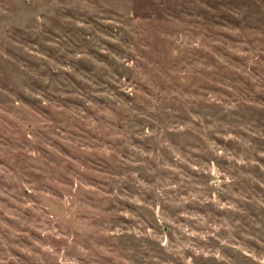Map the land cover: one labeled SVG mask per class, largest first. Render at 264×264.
I'll use <instances>...</instances> for the list:
<instances>
[{"label": "rangeland", "instance_id": "rangeland-1", "mask_svg": "<svg viewBox=\"0 0 264 264\" xmlns=\"http://www.w3.org/2000/svg\"><path fill=\"white\" fill-rule=\"evenodd\" d=\"M3 2L0 0V4ZM205 2L208 7L200 10L202 15L208 16L211 10L216 17L230 19L234 7L255 10L264 0ZM173 3L179 8L187 4V0H173ZM137 4L138 12L151 13L157 7L154 0H137ZM261 7L264 9V5ZM6 10L9 18L26 20L27 0H7ZM147 19V16H137L141 24L147 23ZM224 24L222 20L220 25L210 23L204 26L224 33L215 37L216 47L227 55L217 52L219 60L216 57L213 60L219 67L210 74L201 73L200 84L184 92L186 97L195 98V111L190 105L175 102H170L168 108L177 125L188 123L192 115H198L212 129L206 138L190 134L198 142L192 153L193 162L202 170L193 171L188 167L187 171L189 179L204 189L201 194L203 202L185 204L182 198L188 193L182 192L176 199L161 197L159 209L153 211L155 194L145 201L151 207L145 208H137L116 197H78L71 191L72 173L63 163L69 155L66 149L70 147L63 135H71V132L65 128L64 118H57L59 124L49 118L47 113L52 112V107L45 111L33 107L32 102L44 107L38 97L47 89L37 86L30 90L31 95L29 90L24 91V117L0 123V251L4 246L12 245L9 252L20 258V264H187L188 258L192 264H259V259H264V84L258 86L256 82L257 77L264 81V65L249 64L248 59L239 56L237 42L228 39ZM74 40L80 42L76 37ZM102 43L111 51L116 50L110 42ZM257 43L264 45V41ZM118 47L124 50L128 46L121 44ZM87 55L91 60L80 65L86 72H91L87 65H92L96 59L105 63L112 60L110 55L100 53L94 46L88 48ZM156 55L163 57L164 53H153ZM180 55L188 57L189 53L181 52ZM188 62V59H179L177 67L167 68V76L161 73V78L167 82L177 70L183 71ZM148 63L151 65L150 61ZM82 85L84 80H79L73 87L82 93L94 86L108 95L97 94L93 99L83 96L81 99L76 92L55 93L60 99L53 100L52 104H64L75 98L76 103L67 104L69 112L74 111L77 116L87 113L90 120L101 114L111 116L117 121L114 127L120 129L125 125L124 117L129 109L140 113L136 120L144 118L148 107L161 111L159 103L145 106L140 98L128 99L119 82L99 70L93 75V85ZM165 92L173 94L177 89H160L161 95ZM210 98H216L218 102H206ZM236 100L240 101L237 107L226 110L228 101ZM117 112L121 115L117 116ZM10 116L14 114L10 113ZM181 116L187 120L180 119ZM80 123L83 124V120ZM45 125L55 127L49 131ZM69 128L74 131L71 121ZM229 133L238 139H226ZM30 135L32 139H29ZM90 139L95 142L97 137L93 134ZM176 139L179 144L187 143L191 147V140L183 136ZM221 152L223 155H218ZM31 153H38V156ZM241 158L244 164L237 163ZM120 174L110 169L90 167L82 174L81 182L99 188L100 193L111 192L114 185L108 182V177ZM100 177L104 179L96 183ZM116 190L128 191L123 185ZM229 204L235 205L237 210L226 207ZM121 210L132 212L135 218L117 215ZM115 229L123 230L125 234L118 237L105 235ZM128 229H133V233L138 229L143 235H128ZM189 232L198 235H188ZM225 239L229 240L228 245L221 243ZM237 241L243 250L230 246ZM21 248L27 252L20 251ZM49 248L51 251H47ZM217 251L225 257L224 260L217 259ZM244 251L251 252L258 259L245 256ZM29 252L33 254L29 255ZM9 264L13 262L9 261Z\"/></svg>", "mask_w": 264, "mask_h": 264}, {"label": "clouds", "instance_id": "clouds-1", "mask_svg": "<svg viewBox=\"0 0 264 264\" xmlns=\"http://www.w3.org/2000/svg\"><path fill=\"white\" fill-rule=\"evenodd\" d=\"M154 2L157 5L155 11L145 13L137 11V0H27L26 20L9 18L7 0L0 4V123L6 119L24 117L22 100L25 99V90H29L31 95L30 90L37 86L47 89L38 97L44 107L32 102L33 107L39 111L52 107V112L47 115L57 124L60 123L58 117L64 118V126L71 135H63L70 146L66 149L69 155L63 163L66 170L72 173L71 191L78 197H116L127 200L137 208H145L151 207L145 201L155 194L153 203L156 207L153 211L159 209L161 197L176 199L181 197L182 192L188 193L182 198L185 204L203 202L201 194L204 189L189 179L187 168L202 170L193 162L192 153L198 143L195 136L206 138L212 129L198 115H192V120L188 123L177 125L168 108L171 106L170 102H175L190 105L195 111V98L186 97L184 92L191 90L193 85L200 84L201 73L207 75L219 67L213 60V57L219 60L217 52L227 55L216 47L215 37L224 33L204 26L210 23L220 25L222 20L225 21L228 39L237 42L239 56L248 59L249 64L264 65V45L257 43L264 41V9L261 7L264 2L258 3L255 10L234 7L230 19L216 17L211 14V10L208 16L202 15L200 10L208 7L205 0H187V4H182L179 8L174 6L173 0ZM138 15L147 16V23H139ZM145 32L148 33L147 36L144 35ZM74 37L80 42L76 43ZM103 41L110 42L116 50L111 51ZM121 44L128 47L122 50L118 47ZM85 45L88 47H84ZM93 46L100 53L110 55L112 60L105 63L102 59H96L92 61L95 67L87 65L91 72H86L80 65L85 60H91L87 51ZM118 52L121 54L118 55ZM160 52L164 53L163 57L153 56V53ZM181 52H187L189 56H181ZM177 57L188 59L189 62L184 65L183 71L177 70L165 82L161 73L167 76V68H176L179 63ZM97 70L118 81L122 93H127L128 99L135 101L140 98L145 106L159 103L161 111L148 107L144 118L136 120L140 113L129 109L124 117L125 125L120 129L114 127L117 121L112 120L111 116L96 115L94 112L96 119L90 120L87 113L77 116L76 112H69L67 104L76 103L75 98L64 104H52L53 100L60 99L55 93L76 92L81 99L83 96L93 99L97 94L108 95L94 86L82 93L80 89L73 87L79 80H84V85H93V75ZM38 77L44 78L40 80ZM256 82L258 86L264 84L258 77ZM160 89H177V92H165L161 95ZM146 92L149 95L145 96ZM206 102L218 101L210 98ZM239 103V100L228 101L226 110L236 108ZM112 111L115 112V109ZM10 113L14 116H10ZM116 115L120 116L121 113L117 112ZM180 119L187 120V117L181 116ZM81 120L83 124L80 123ZM149 120L152 121L151 124L148 123ZM69 121L74 125V131L69 128ZM45 127L51 131L55 126ZM191 133H195V136H190ZM93 134L97 137L95 142L90 139ZM177 136L191 140V147L187 143L179 144ZM225 138L238 139L231 133ZM29 139H32L31 135ZM31 155L38 156V153ZM237 163L244 164L245 161L241 158ZM90 167L121 173L108 177V182L114 185L111 192L100 193L99 188L81 182L82 174L87 173ZM103 179L100 177L96 183ZM121 185L128 191H117ZM226 207L237 210L235 205L229 204ZM117 215L135 218L127 210H121ZM124 234L120 229L105 233L109 237ZM127 234L143 235L138 229L135 233L133 229H128ZM188 235L198 233L189 232ZM221 243L228 245L229 240H222ZM230 246L243 250L239 248L238 241ZM10 247L12 245L4 246L3 251H0V264H9V261L20 264V258L9 252ZM19 250L27 252L24 248ZM47 251H51V248ZM5 253L8 255L5 256ZM244 255L251 256L253 260L258 259L248 251H244ZM216 257L218 260L225 259L219 251L216 252ZM187 264H192L191 258H188ZM259 264H264V259H259Z\"/></svg>", "mask_w": 264, "mask_h": 264}]
</instances>
